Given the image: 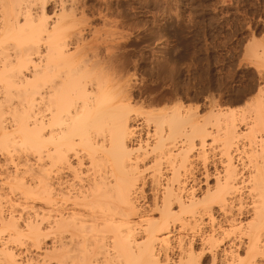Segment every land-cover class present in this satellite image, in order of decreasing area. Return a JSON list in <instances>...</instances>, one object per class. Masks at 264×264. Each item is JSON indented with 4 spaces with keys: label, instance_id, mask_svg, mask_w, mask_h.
Instances as JSON below:
<instances>
[{
    "label": "bare ground",
    "instance_id": "bare-ground-1",
    "mask_svg": "<svg viewBox=\"0 0 264 264\" xmlns=\"http://www.w3.org/2000/svg\"><path fill=\"white\" fill-rule=\"evenodd\" d=\"M100 1L0 0V264H264V64L143 103L81 43Z\"/></svg>",
    "mask_w": 264,
    "mask_h": 264
},
{
    "label": "rangeland",
    "instance_id": "rangeland-1",
    "mask_svg": "<svg viewBox=\"0 0 264 264\" xmlns=\"http://www.w3.org/2000/svg\"><path fill=\"white\" fill-rule=\"evenodd\" d=\"M98 1L86 0L88 18L104 7ZM103 1L108 23L94 18L81 43L92 60L119 64L143 103L157 92L164 102L193 107L206 98L223 102L254 84L252 62L264 64V0Z\"/></svg>",
    "mask_w": 264,
    "mask_h": 264
}]
</instances>
